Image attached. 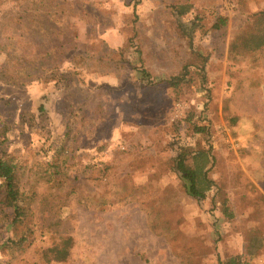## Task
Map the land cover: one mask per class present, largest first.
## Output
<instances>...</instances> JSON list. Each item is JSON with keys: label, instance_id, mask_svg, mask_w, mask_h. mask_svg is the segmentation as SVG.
<instances>
[{"label": "rangeland", "instance_id": "obj_1", "mask_svg": "<svg viewBox=\"0 0 264 264\" xmlns=\"http://www.w3.org/2000/svg\"><path fill=\"white\" fill-rule=\"evenodd\" d=\"M263 10L264 0H0V117L12 128L46 96L53 141L68 135L72 163L94 165L84 198L40 188L29 244L0 263L47 264L41 251L58 244L49 264H264ZM185 66L179 94L141 75ZM197 152L214 183L201 201L174 168Z\"/></svg>", "mask_w": 264, "mask_h": 264}, {"label": "trees", "instance_id": "obj_2", "mask_svg": "<svg viewBox=\"0 0 264 264\" xmlns=\"http://www.w3.org/2000/svg\"><path fill=\"white\" fill-rule=\"evenodd\" d=\"M186 13L187 11L182 8H175V14L179 17ZM129 43L131 44V40ZM201 64L203 65L204 62ZM187 69L188 67L185 66L177 76L158 81L150 79L144 71L141 75L147 85L164 84L167 89L179 94V87L185 82ZM201 78L203 79L202 76ZM46 103L47 97H41L36 111L22 113L18 123L12 128L6 117H0V255L4 254L10 258L19 254L20 250L29 244V239L33 235V205L41 196L39 191L41 187L49 190L53 199H58L60 196L69 197L75 192L82 194L79 190L82 177L85 180L92 177L91 170L94 165L80 167L79 164L72 163L70 151H75L74 144L64 142L69 138L68 135L65 134L59 143H55L56 141L51 138ZM12 131H17L18 136L21 137L20 142L25 138L26 145L20 147L18 144L20 142H17L15 147V143H8V135ZM24 150L29 151L28 154H31L32 150L33 159L26 158L25 160L30 161H20L17 155ZM191 160L192 163H189L186 156L179 154L174 160V168L182 181L186 195L201 201L205 199L206 192L214 186V183L207 178L208 171H205L209 156L197 152L192 155ZM70 166L73 170L68 172ZM81 197L84 198V195ZM251 248L247 252L250 257L256 253V248L254 246ZM61 251L62 245L58 244L43 249L41 255L44 263L53 262ZM227 264L238 263L231 260Z\"/></svg>", "mask_w": 264, "mask_h": 264}]
</instances>
